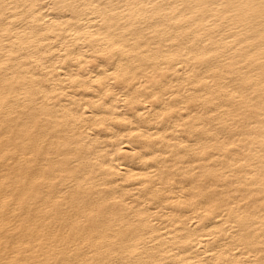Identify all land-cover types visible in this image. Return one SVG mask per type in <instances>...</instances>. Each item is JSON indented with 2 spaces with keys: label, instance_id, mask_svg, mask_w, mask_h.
I'll return each mask as SVG.
<instances>
[{
  "label": "bare ground",
  "instance_id": "bare-ground-1",
  "mask_svg": "<svg viewBox=\"0 0 264 264\" xmlns=\"http://www.w3.org/2000/svg\"><path fill=\"white\" fill-rule=\"evenodd\" d=\"M0 264H264V0H0Z\"/></svg>",
  "mask_w": 264,
  "mask_h": 264
}]
</instances>
